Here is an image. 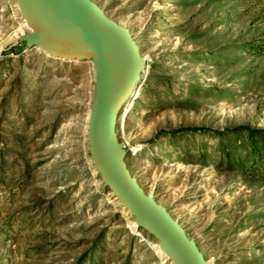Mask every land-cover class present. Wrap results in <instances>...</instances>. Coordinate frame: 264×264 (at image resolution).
Here are the masks:
<instances>
[{"label": "rangeland", "instance_id": "rangeland-1", "mask_svg": "<svg viewBox=\"0 0 264 264\" xmlns=\"http://www.w3.org/2000/svg\"><path fill=\"white\" fill-rule=\"evenodd\" d=\"M147 60L126 162L209 264H264V0H93ZM0 0V264H173L89 153L91 60L16 43Z\"/></svg>", "mask_w": 264, "mask_h": 264}, {"label": "water", "instance_id": "water-1", "mask_svg": "<svg viewBox=\"0 0 264 264\" xmlns=\"http://www.w3.org/2000/svg\"><path fill=\"white\" fill-rule=\"evenodd\" d=\"M30 31L16 43L39 47L48 55L91 60L94 95L89 113V153L105 186L159 240L173 264H209L197 242L166 206L146 192L126 162V145L117 134L120 113L133 96L147 60L131 31L93 0H16Z\"/></svg>", "mask_w": 264, "mask_h": 264}]
</instances>
